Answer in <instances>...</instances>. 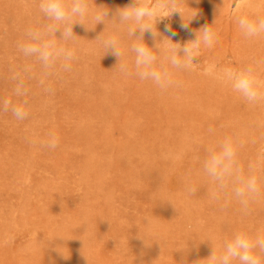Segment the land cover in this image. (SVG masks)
Returning <instances> with one entry per match:
<instances>
[{"label":"rangeland","instance_id":"1","mask_svg":"<svg viewBox=\"0 0 264 264\" xmlns=\"http://www.w3.org/2000/svg\"><path fill=\"white\" fill-rule=\"evenodd\" d=\"M129 4L89 0L86 27L74 26L67 45L72 71L46 77L18 49L28 28L47 23L38 0H0V103L27 100L29 111L23 121L0 111V264H196L237 231L264 234V197L245 214L230 188L213 198L202 167L207 150L230 137L244 174L253 164L264 191V102L249 104L223 80L225 69L252 66L264 83V35L247 38L236 24L237 15L264 16V0H180L185 22L197 13L190 29L209 25L217 40L201 46L191 70L170 69L180 87L163 94L121 74L95 40L116 35L121 61L133 65L127 25L92 19ZM156 11L169 14L164 0ZM181 23L179 13L159 21L157 40L169 38L165 25L173 43L194 39ZM158 63L170 68L163 53ZM49 132L59 136L55 150L40 146Z\"/></svg>","mask_w":264,"mask_h":264},{"label":"clouds","instance_id":"2","mask_svg":"<svg viewBox=\"0 0 264 264\" xmlns=\"http://www.w3.org/2000/svg\"><path fill=\"white\" fill-rule=\"evenodd\" d=\"M179 2L180 0H164L168 15L157 13L159 0L157 4H148L146 0H130L128 6L117 9L111 18L108 9L97 11L92 16L95 25L100 23L106 25V21H112L119 26L127 25V36L133 41L129 51L135 57L131 67L121 61L124 52L116 35L105 37L103 31L95 40L100 42L105 54L111 53L118 58L116 67L121 74L127 76L134 72L141 81L152 82L162 94L169 89L180 87V81L174 78L172 70H191L201 46L212 47L217 40L216 32L209 25H204L198 31L191 30L190 23L197 13L185 22L183 11L178 6ZM38 9L47 23L41 27L28 28L25 32L26 40L18 44L19 51L26 58H34L46 77L58 75L60 72H71L76 56L74 50L67 45L76 37L74 26L77 24L85 26L84 19L90 13L89 0H38ZM173 13L181 15L180 27L185 31H192L194 39L184 44L173 43L171 37H175L177 33L171 31L170 25H165L164 30L169 33V38L157 40L160 36L156 29L157 23ZM236 24L247 38L264 35V16L249 18L246 15H237ZM137 30L139 35L136 34ZM58 31L61 34L59 39L56 36ZM146 33L153 40L151 47L145 43ZM158 53L164 54L170 68L158 63ZM13 79L17 80L15 95L25 97L28 89L24 80L19 76ZM223 80L249 104L264 102V83L258 79L252 66L239 70L225 69ZM40 83L44 85L45 81L41 79ZM45 91L52 92V88L45 87ZM26 106L27 100H22L21 104L4 100L0 103V111L11 112L17 121H23L29 117ZM59 142V136L55 132H49L47 138L39 143L43 148L55 150ZM29 143L36 141L29 140ZM202 167L206 176L215 184L213 198H218L220 193H227L230 188L232 196L241 205L245 214L248 213L251 203L264 197V191L255 175V166L249 164V174H244L238 162V146L230 137H225L216 146L207 150ZM202 261H208L209 264H233V261H238V264H264V234L253 237L245 231H237L230 240L223 243L219 253L213 247L210 257L199 260L196 264H201Z\"/></svg>","mask_w":264,"mask_h":264},{"label":"bare ground","instance_id":"3","mask_svg":"<svg viewBox=\"0 0 264 264\" xmlns=\"http://www.w3.org/2000/svg\"><path fill=\"white\" fill-rule=\"evenodd\" d=\"M255 1V0H254ZM253 2V1H252Z\"/></svg>","mask_w":264,"mask_h":264}]
</instances>
